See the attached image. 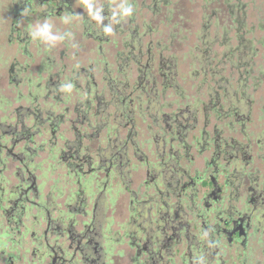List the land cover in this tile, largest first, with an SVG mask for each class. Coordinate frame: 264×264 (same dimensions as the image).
I'll return each mask as SVG.
<instances>
[{
    "label": "flooded vegetation",
    "instance_id": "flooded-vegetation-1",
    "mask_svg": "<svg viewBox=\"0 0 264 264\" xmlns=\"http://www.w3.org/2000/svg\"><path fill=\"white\" fill-rule=\"evenodd\" d=\"M180 1L0 0V264H264V67Z\"/></svg>",
    "mask_w": 264,
    "mask_h": 264
},
{
    "label": "rangeland",
    "instance_id": "rangeland-1",
    "mask_svg": "<svg viewBox=\"0 0 264 264\" xmlns=\"http://www.w3.org/2000/svg\"><path fill=\"white\" fill-rule=\"evenodd\" d=\"M203 1L206 2L207 5L209 4L208 9L211 11L214 9L216 11L219 9L222 10V24L218 26L221 27V25H226V27H230L228 47L231 48L236 45V36L240 38L243 44L245 41L252 44V49L250 48V50L242 52V61H246V59L250 57V51L253 50L251 51L253 55L248 60L251 65L242 69V72L252 71V76L259 75L257 67L259 65L264 67V0H181L180 2H183L181 6L185 7V11L193 10L196 12L195 15H200V5ZM235 6L240 7L241 10ZM228 10L233 12L230 13ZM229 14L231 18H229ZM227 16L228 18H226ZM215 19L216 18L212 16L211 31L215 29ZM235 19H237L236 22H234ZM226 20L228 21L226 22ZM225 46H227V44L223 43L222 40V48H219V45L214 47L217 53H219L217 56L218 58H221ZM225 61L228 62L227 59Z\"/></svg>",
    "mask_w": 264,
    "mask_h": 264
},
{
    "label": "clouds",
    "instance_id": "clouds-1",
    "mask_svg": "<svg viewBox=\"0 0 264 264\" xmlns=\"http://www.w3.org/2000/svg\"><path fill=\"white\" fill-rule=\"evenodd\" d=\"M83 7L85 8L86 11L91 12L92 9V4L90 2V0H84L83 2ZM133 11L134 8L132 6L131 3L126 2L124 4L121 5V10H120V17L121 19L123 18H127V17H131L133 15ZM92 18L96 19L99 22V17L96 15V13H92ZM67 22V21H65ZM51 29V24L48 23L47 21H45L43 24H37L35 25L32 30H31V35L32 36H39L44 40H55L56 37H54L53 35H51L50 32ZM105 33H112V28L111 27H106L104 29Z\"/></svg>",
    "mask_w": 264,
    "mask_h": 264
}]
</instances>
